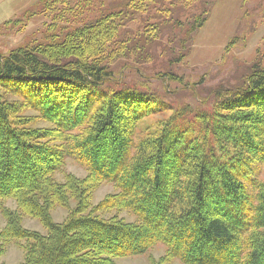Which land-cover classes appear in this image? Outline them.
<instances>
[{
	"label": "trees",
	"instance_id": "trees-1",
	"mask_svg": "<svg viewBox=\"0 0 264 264\" xmlns=\"http://www.w3.org/2000/svg\"><path fill=\"white\" fill-rule=\"evenodd\" d=\"M150 1L122 0L47 44L0 54V257L6 245L25 241L24 264H114L156 245L183 264H264V182L248 173L264 165V68L207 103L173 107L165 101L176 94L170 83L182 80L172 67L191 54L217 0H174L162 11L167 25L133 31ZM54 2L82 17L91 7L90 0ZM168 26L179 33L165 46ZM135 52L144 65H132ZM162 58V70L147 73L145 64ZM131 69L140 80L157 79L162 97L129 86ZM185 87L202 97L194 84ZM167 109L160 132L138 143L139 125ZM28 111L36 116L21 115ZM37 121L52 128L37 130ZM67 159L86 178L58 182ZM104 183L116 193L93 206ZM57 208L70 212L62 223ZM112 211L137 222L102 216ZM25 218L46 234L25 228Z\"/></svg>",
	"mask_w": 264,
	"mask_h": 264
},
{
	"label": "rangeland",
	"instance_id": "rangeland-1",
	"mask_svg": "<svg viewBox=\"0 0 264 264\" xmlns=\"http://www.w3.org/2000/svg\"><path fill=\"white\" fill-rule=\"evenodd\" d=\"M56 1V0H54ZM51 0H0V54L9 56L19 49L35 48L40 44H47L52 41L53 36H59L63 27L68 24H79L82 19L89 21L98 18V11L102 8H112L122 0H90L91 7L86 9L83 15H75L68 8L62 7ZM184 0H180V3ZM158 2L163 3L159 6ZM174 0H152L146 5L144 12L136 15L130 26L133 31L145 28L147 25L160 24L164 18L162 11L171 9ZM74 5L75 2L71 1ZM71 4V5H72ZM183 4V3H182ZM72 5V6H73ZM185 5V4H184ZM195 5V4H194ZM71 6V7H72ZM174 8V7H173ZM205 8H207L205 6ZM190 12L199 14L198 10L190 9ZM174 13V12H173ZM176 15V13H174ZM74 20H76L74 22ZM171 25V24H169ZM167 33V35H164ZM160 38L165 46L171 44L169 26ZM164 35V36H163ZM194 46L191 54L181 63H175L172 71L176 78L182 80L171 82L170 86L176 90L169 99L165 101L173 107L198 106L197 101L207 103L208 97H212L226 90L240 87L242 79L248 78L255 66L264 68V0H217L213 7L208 21L197 32L194 37ZM141 53L135 52L131 58L132 65L138 67L144 65L137 63L141 59ZM169 59V58H168ZM164 61L159 59L145 64L147 73L155 74L162 70L158 66ZM127 84L139 90H149L148 94L155 99L162 97L163 86L156 81H143L131 69ZM142 82H146L143 85ZM123 82V81H122ZM194 84L202 97L198 99L193 95L194 90L185 85ZM198 84V86H197ZM203 89V90H202ZM208 99V100H207ZM203 103V104H204ZM157 104H160L157 103ZM200 105V103H199ZM18 110V115H20ZM158 112V111H157ZM171 112L162 110L157 114L145 119L138 127L137 142L146 140L150 135H157L161 130L162 123L170 116ZM25 118H33L35 112H25L21 114ZM33 128L44 130L52 128L48 123L37 121ZM106 143V139L104 141ZM250 176L259 175L264 182V165L254 166V171L249 172ZM65 175H72L77 179H84L87 171L75 163L72 159H67L62 172L55 176L58 182L64 183ZM20 181V178H17ZM116 193V189L111 184H102L93 194L92 205L98 206L110 195ZM7 208L16 210L14 201H8ZM77 206L76 202L71 203V210ZM69 210L57 208L53 212L56 222L62 223L68 219ZM106 219L118 216L119 219L127 223H136V218L128 211L110 214H102ZM6 223L0 211V233L5 228ZM24 227L29 230L46 234V231L38 221L28 218L24 219ZM28 242L12 243L5 246V252L0 257V264H24L26 252L22 249ZM114 264H183L178 259L168 258L167 249L163 245H156L143 256L120 258Z\"/></svg>",
	"mask_w": 264,
	"mask_h": 264
}]
</instances>
